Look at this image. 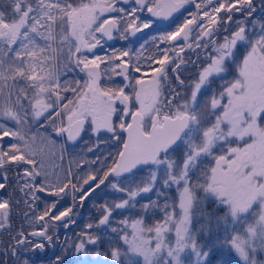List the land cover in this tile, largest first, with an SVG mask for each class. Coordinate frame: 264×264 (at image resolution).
Returning <instances> with one entry per match:
<instances>
[{
    "label": "snow or ice",
    "instance_id": "1",
    "mask_svg": "<svg viewBox=\"0 0 264 264\" xmlns=\"http://www.w3.org/2000/svg\"><path fill=\"white\" fill-rule=\"evenodd\" d=\"M183 13L138 48L108 43ZM53 133L61 159L88 136L56 173ZM89 200L96 216L60 240ZM89 249L103 264H264V0H0V264Z\"/></svg>",
    "mask_w": 264,
    "mask_h": 264
},
{
    "label": "trees",
    "instance_id": "2",
    "mask_svg": "<svg viewBox=\"0 0 264 264\" xmlns=\"http://www.w3.org/2000/svg\"><path fill=\"white\" fill-rule=\"evenodd\" d=\"M115 194H116V196H115ZM115 194L112 195L113 199H115V198L119 199L120 198V194H118V193H115ZM171 194L174 196L175 195L174 191ZM3 195L6 196L7 194L5 193ZM48 199L49 200H53L55 198L51 199L50 197H48ZM69 200L70 199L67 198L66 200L61 201V203L58 205V209L57 210H63L64 207H67L69 204H71V202ZM146 200H147V196H145V195L142 198H138L139 203H144V202H146ZM81 209H82V213L80 214V217L78 219H76V224H74L72 226V230L65 231L63 228H60V230H59V238H60V240H64L65 238L74 239L75 238V234L79 233L80 230L90 221V219H92V218H94L96 216V208L93 206V202L92 201L90 202V200L87 201L83 205V207ZM129 214H131V213L130 212L117 213V214H115V217H116V219H119L120 216L129 215ZM76 216L78 217V212H76ZM17 219H19L18 225H20L22 218L21 217H17ZM25 226H27V225H25ZM93 251H94L93 249H89V253H90L89 258H90V260L95 261V260H97V258H94L91 255V253ZM99 251L101 253H103L104 249L100 248ZM102 258H103V256H102ZM34 259L37 260V264H40V262L43 261V260H46L47 257L46 256H38V257H34ZM69 260H70L71 264H89L87 259L84 258L83 256H70Z\"/></svg>",
    "mask_w": 264,
    "mask_h": 264
},
{
    "label": "rangeland",
    "instance_id": "3",
    "mask_svg": "<svg viewBox=\"0 0 264 264\" xmlns=\"http://www.w3.org/2000/svg\"><path fill=\"white\" fill-rule=\"evenodd\" d=\"M190 7H191V6H190ZM156 34H159V32H157V33H150V34L143 35V36H140V37L130 38L129 40H131V42H130L129 46L132 45V43L134 42L133 40H136V41H137L136 44H137L138 47H139V45H140L141 43H143L145 39H150L152 35H156ZM138 36H139V35H138ZM120 45L125 46L123 43L120 44ZM119 47H120V46H119ZM138 47H137V48H138ZM36 130H38V131L41 133V135H43V129H42V128H39V126H37V127L34 129V131H36ZM52 139H53V140L56 139V140H55V141H56V144H57L56 155L46 158V163H47V165H48V167H49V171L52 172V173H56L57 171H60L61 168H67V167H66V164H64V162H65V163L67 162V161H66V151L63 153V159H61V158H60V153H59V148H58V146H59L61 143H64V142H65V139H64V137L56 136L55 134H52ZM58 139H59V140H58ZM6 142H8V141H7V138H6ZM40 146H41V145H40V142H39V140H38V141H37V147L39 148ZM66 146H67V145H65V147H66ZM66 148H67V147H66ZM57 163H58V164H57ZM111 193H112V192H107V193L99 192L98 195H97V197H96L94 200H97L98 197H99V198L113 199ZM145 196H147L148 199L155 198V197H154V196H155L154 193L145 194ZM50 198L53 199L54 197H50ZM67 198L70 199V202L72 203V201H71V196L66 197L65 199H67ZM114 198H115V197H114ZM65 199H64V200H65ZM115 199H116V198H115ZM148 199H147V200H148ZM147 200H146V201H147ZM78 208H79V207H77V208L75 209L77 212H78V210H79ZM84 258H85V257H84ZM260 258H261V259H264V256H262V257H260ZM86 259H87V261L89 262V264H103V258H102V256H101L99 259L95 260V261L90 260L89 256L86 257Z\"/></svg>",
    "mask_w": 264,
    "mask_h": 264
},
{
    "label": "flooded vegetation",
    "instance_id": "4",
    "mask_svg": "<svg viewBox=\"0 0 264 264\" xmlns=\"http://www.w3.org/2000/svg\"><path fill=\"white\" fill-rule=\"evenodd\" d=\"M189 9L190 10H195L194 9V6H189ZM145 15H147V14H145ZM187 15V13H183V15H181V14H176V17H175V23H171V24H169L168 26H161L160 24H159V21H155L154 22V26H153V28L151 29V30H145V33L143 34V35H147V34H150V33H157L158 31L157 30H159V32H163V31H167V30H171L172 28H174L175 26H176V24H178V23H180V22H182V19H183V16H186ZM139 36H137V37H140V36H143V35H141V34H138ZM134 42L132 43V45L130 46V47H133L134 49L135 48H137L138 47V45L136 44V40H133ZM130 42H131V40H129V41H122V40H119L118 38L117 39H114V40H112V41H109L108 43H109V45H111V47H123L122 45H120V44H124L125 46H129V44H130ZM150 50V49H149ZM65 139V138H64ZM88 140V136L87 135H85V137H84V140H82V141H80V142H78V143H75V144H73V143H67L66 145V163L64 162V164H66V167H68V163H69V160L71 159V157H72V155H74V154H76V153H78V152H80L81 151V149L82 148H84L85 147V143H84V141H87ZM99 193V192H98ZM112 194V193H111ZM113 194H115V193H113ZM112 194V195H113ZM98 195V194H97ZM115 196H116V194H115ZM96 197H93V199H95ZM92 200H90V202H91ZM83 207V206H82ZM82 207H79V211H78V217L76 218V219H78L79 217H80V214H81V212H82ZM65 208V207H64ZM81 209V210H80ZM74 211H75V213L77 212L75 209H74ZM13 223H14V225H16V226H18V223H19V219H17V217L14 219V221H13Z\"/></svg>",
    "mask_w": 264,
    "mask_h": 264
},
{
    "label": "water",
    "instance_id": "5",
    "mask_svg": "<svg viewBox=\"0 0 264 264\" xmlns=\"http://www.w3.org/2000/svg\"><path fill=\"white\" fill-rule=\"evenodd\" d=\"M159 24L161 26H168L169 24H171V22H169V21H159Z\"/></svg>",
    "mask_w": 264,
    "mask_h": 264
},
{
    "label": "bare ground",
    "instance_id": "6",
    "mask_svg": "<svg viewBox=\"0 0 264 264\" xmlns=\"http://www.w3.org/2000/svg\"><path fill=\"white\" fill-rule=\"evenodd\" d=\"M53 134H54V133H53ZM55 140H56V139H55ZM58 140H59V139H58ZM57 164H58V163H57ZM147 199H148V198H147ZM65 200H66V199H65ZM69 201H70V200H69ZM76 208H77V207H76ZM76 208H75V209H76ZM61 209H62V208H61ZM81 213H82V212H81ZM84 213H85V212H84ZM76 218H77V217H76Z\"/></svg>",
    "mask_w": 264,
    "mask_h": 264
}]
</instances>
